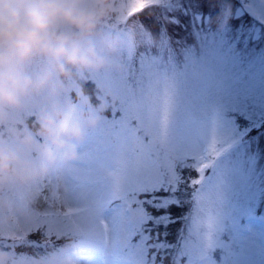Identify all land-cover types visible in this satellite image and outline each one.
I'll list each match as a JSON object with an SVG mask.
<instances>
[{
    "label": "snow or ice",
    "instance_id": "snow-or-ice-1",
    "mask_svg": "<svg viewBox=\"0 0 264 264\" xmlns=\"http://www.w3.org/2000/svg\"><path fill=\"white\" fill-rule=\"evenodd\" d=\"M165 6V15L156 22L155 31L168 34L167 56L145 52L138 64L131 65V75L139 85L144 78L158 82L161 72H169L180 86L183 103L176 106V115L169 129L170 94L165 91L162 104V124L170 131L177 158L166 159L151 147L130 148L114 154L107 147L108 129L125 136L129 142H143L142 122L145 119L137 102L132 81L127 77L116 82L119 104L114 107L106 128L97 132L96 139L82 155L81 167L59 169L51 177L19 193L33 212L34 223L27 235L61 238L74 233L81 238L107 240L112 233L122 238L125 257L133 252L142 253L141 264H165V255L172 250L166 239L172 227L183 219L188 234L178 246H190L205 217L221 205L219 178L209 176L215 159L224 151L218 147V129L231 133V121L216 86L225 66H238L243 62L250 45L264 42V0H236L235 16L227 36L216 37L210 44L189 49L196 18L205 21L204 0H181L175 6ZM210 14V13H209ZM208 14V15H209ZM198 36V34H197ZM207 39V37H206ZM179 58V70L176 60ZM193 69L201 73L194 78ZM211 133L206 147L200 142ZM103 157L117 175L108 182L96 174L94 162ZM188 172H195V176ZM83 188L86 196L78 198ZM190 188V192L188 189ZM190 204L186 213L185 206ZM127 206L128 211H124ZM101 215H96V209ZM238 246L242 238L234 241ZM40 247L38 240L30 242ZM27 259V254H21ZM118 264H126L117 258Z\"/></svg>",
    "mask_w": 264,
    "mask_h": 264
},
{
    "label": "rangeland",
    "instance_id": "rangeland-1",
    "mask_svg": "<svg viewBox=\"0 0 264 264\" xmlns=\"http://www.w3.org/2000/svg\"><path fill=\"white\" fill-rule=\"evenodd\" d=\"M142 1L164 4L167 0H138L133 7L139 5ZM179 3V0L172 1V4ZM207 6V11H211L212 4ZM163 13H165V10H163ZM223 16L227 15L224 14ZM215 18L217 19L215 23L208 19L203 24L198 17L196 18L195 23L197 26L193 27V35L190 37L195 38V44L193 39L191 46L207 45L216 37L230 34L232 24L227 21V17H220L215 14ZM123 19L124 16L117 17L115 22L106 25L108 30L118 33L121 39L119 52L113 59L112 65L102 72L89 74L71 82L68 85L67 93L61 98L62 102L71 103L77 107H82L85 103L91 106L88 102L87 93L89 92L84 91L81 82L91 81L99 88L100 95L97 94V99H99L98 103L100 102V105H97L96 108L102 105L103 109L100 111L98 124L87 133L85 138L87 141L86 150L96 139L97 132L102 128H106L107 120L110 118L113 108L119 104V95L114 84L118 81L122 82L127 77L133 83L137 102L145 116L141 131L143 142H129L124 135L108 129L106 134L108 149L114 154H122L130 148L143 149L144 147H151L159 150L169 161L174 162L177 153L171 142L170 131L166 130L162 124L161 108L167 89L171 99L169 110L170 129L171 122L176 115V106L183 103L180 86L174 83L171 72L167 74V78L161 72L158 82L144 78L139 85L136 84L135 78L131 75L132 63L138 64L145 52L164 55L166 48L169 47L168 39L161 40V36L154 39L149 32L142 28L137 18L129 21V25L123 24ZM120 26H123L124 29ZM259 43L261 44L259 45ZM249 50L250 52L246 54L243 62L238 66H225L222 69L221 78L216 86L222 105L225 107L227 118L232 122L230 134L218 129L217 135L220 140L218 147H223L225 151L233 144H239L230 158L223 161H219L218 157L215 159L214 167L209 175H215L219 178L218 190L221 196V205L205 217L203 227L197 231L194 242L190 246L179 247L176 254L178 264H196L197 258L204 253L210 254V257L203 264H213L211 251L216 249L221 252L222 264H264V226H251L249 234H246L243 229V227H246L243 221L244 216L260 212V216L264 218V143H258L259 139L257 138L249 140V144H243L242 141L252 128L259 126L264 120V42H256L250 45ZM250 55L251 58H249ZM179 62L176 61V63ZM177 70H179V65ZM192 74L194 78L201 77L198 70L193 69ZM34 112L35 105L29 104L21 112L13 114L12 118L15 120H29ZM210 135V132L206 133L201 140V150L206 147ZM82 155L75 159L78 165L67 164L64 169L83 166ZM60 167L61 165L57 166L46 177L25 188L0 192V204L5 201L8 203L7 208L0 206L1 246H8L9 238H21L34 223L33 212L19 199L18 194L51 177ZM94 169L97 175L110 183L117 180L115 169L103 157L95 160ZM185 174L196 175L194 171L189 173L188 170H185ZM77 196L83 199L86 196L85 190L83 188L79 189ZM123 207L124 211L127 212V206ZM100 212L101 210L97 208L96 215L98 217ZM258 231L261 232L260 235L257 233ZM187 234L188 226L185 224L180 244ZM220 236L223 238H220ZM43 237L53 240L65 239V242L58 247L57 251L41 258L30 257L24 259L16 256L13 250L5 251L10 264H55L61 251H69L73 247L78 252H84L98 248L102 241L96 238H81L71 232L61 238L55 236L49 238L45 235ZM110 237L113 241L110 249L113 258L116 256L123 258L126 264H141L142 253L133 252L131 256L125 257L121 247V236L118 233H112ZM237 237L243 240L240 246L234 243ZM208 247H211V249H205ZM183 257L186 259L181 262L180 259ZM107 262L106 259L101 261L87 259L84 264H114L113 260ZM149 264H151V261Z\"/></svg>",
    "mask_w": 264,
    "mask_h": 264
},
{
    "label": "clouds",
    "instance_id": "clouds-1",
    "mask_svg": "<svg viewBox=\"0 0 264 264\" xmlns=\"http://www.w3.org/2000/svg\"><path fill=\"white\" fill-rule=\"evenodd\" d=\"M137 2L0 0V192L25 188L77 158L103 106L61 98L71 82L112 65L121 39L106 25ZM29 104V120L12 118ZM0 264H10L3 250ZM55 264L77 260L65 254Z\"/></svg>",
    "mask_w": 264,
    "mask_h": 264
}]
</instances>
